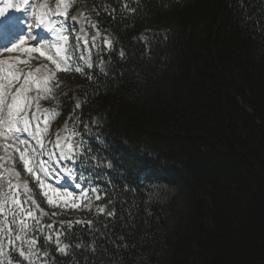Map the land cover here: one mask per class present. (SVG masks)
<instances>
[{"label": "trees", "instance_id": "obj_1", "mask_svg": "<svg viewBox=\"0 0 264 264\" xmlns=\"http://www.w3.org/2000/svg\"><path fill=\"white\" fill-rule=\"evenodd\" d=\"M74 1L113 53L103 71L94 46L91 69L75 58L46 108L68 119L69 151L89 125L74 158L100 191L82 181L85 205L52 211L13 157L50 217L36 232L19 197L9 221L0 194V244L16 248L0 264H28L17 236L39 237L32 264H264V0Z\"/></svg>", "mask_w": 264, "mask_h": 264}, {"label": "rangeland", "instance_id": "obj_2", "mask_svg": "<svg viewBox=\"0 0 264 264\" xmlns=\"http://www.w3.org/2000/svg\"><path fill=\"white\" fill-rule=\"evenodd\" d=\"M12 1L13 0H0V7H5L6 4L12 3ZM59 3L61 2H57L54 0H29V3L27 4L29 7H26L27 5L24 6L21 10L22 12H20V10H16L15 7H12L8 8L6 13L12 11L13 15H16L15 18H19L18 24L23 26L25 20L21 19V16L27 15L28 10L30 8H32V19H35V16H40V12L42 10L47 14V16L48 14L50 16L57 14L60 15L56 12V5ZM12 4H17V2ZM64 14L65 13H63V15ZM77 14L78 9L75 11L74 14L75 19L77 18ZM49 20L52 21V23H49L51 25H53V23L64 25V20L59 21L57 20V17L50 18ZM77 27L78 28L75 27V31H68L67 38H65L63 34H61L56 38L55 41H50V43L47 45H42V43L39 42L38 46L40 47L44 55H41L40 52L26 53L23 51V49H21L19 51H13L11 53L7 52L5 57H0L1 61H5V59H8L7 61H5L6 65H0V68H3V76L0 80V88L7 89L8 87H11L12 89H15L19 87L25 89V95H27L32 101L30 108H26L25 111L28 113L29 117L32 113H36L37 115V120H32L30 123L29 131L32 133V139L31 142L28 144H14L12 139L9 136H6V124H0V191H3V195L5 196V198H11L13 194L16 199L17 194H14L15 189L20 190V192L25 197L26 194L29 193V189L25 184V180L15 170L10 161L9 154L11 153H16L19 158V161H22V163L23 160H29L30 166L34 167L35 171L39 173L41 177L44 176V174L49 170L56 172L60 176H69V173L63 170L61 166L56 163L60 159L62 145L58 142L56 144L55 149L54 145L52 147H42L41 134H48L49 130L46 128V124L49 123L50 117L47 114L41 115L45 112L41 110L39 104H41L44 96L46 95L47 88L45 86V82L53 79L55 73L60 70L61 66L66 65V61L59 52L61 48L67 49V44L69 42L75 43L76 49L82 53L83 61L86 64H89L87 62L84 52H82V49H84V45L82 43H85V41L87 42V39L85 37L86 35L84 30L80 26ZM80 40H82V42H80ZM4 52L5 51H1V54H3ZM48 57H51V59H49ZM9 62H11L13 64V68L20 73L18 78L9 76L7 71V64ZM44 62L46 64H43ZM32 65L37 67L32 69ZM57 65H59V68L57 67ZM26 69H30L31 72L27 73ZM10 79L12 80L11 85L9 84ZM25 80H27L26 83ZM37 131L40 134V139L36 137ZM38 139L39 141H37ZM44 139H47V136ZM59 139L60 137L57 138V140ZM50 142L51 141L49 140L47 144H50ZM64 149L65 147L63 148V152L65 153L66 149ZM42 161L44 162L43 165ZM10 170H14L15 172ZM33 177V183L35 185H38L44 195L47 194L46 197L49 200H52V209H54L57 205L58 206L56 207V209H67L71 207L72 204H74V196H68V191H70V189L68 187H60V185L62 184H67L65 180H60L58 183L52 181L44 182L40 179H37V177L34 175ZM26 207L27 210L25 208V212L28 213V210L30 209V217L34 219V211L31 209L30 206L26 205ZM13 208L15 210V213L18 212V206H16L15 202L11 199L10 204L7 205V210L9 212V220L11 221H13V213L12 211H10V209ZM39 212L44 215H47L46 211L39 210ZM25 247L26 255L28 256L27 260H29L28 264L35 263L34 253L28 252L27 244L25 245ZM6 264H9V262ZM12 264L14 263L12 262Z\"/></svg>", "mask_w": 264, "mask_h": 264}, {"label": "snow or ice", "instance_id": "obj_3", "mask_svg": "<svg viewBox=\"0 0 264 264\" xmlns=\"http://www.w3.org/2000/svg\"><path fill=\"white\" fill-rule=\"evenodd\" d=\"M29 3V0H21L18 4H12L8 3L5 5V7H0V30H9V29H15V26L18 24L19 18H11L6 16V12L8 8L15 7L17 10H20L23 6L27 5ZM35 15V14H34ZM32 23L33 21L26 20L24 22L23 27L20 29L19 32H15L13 34V41L10 42L11 46H5L4 51L6 52H13V51H19L23 49L26 53H33V52H40L41 55H44V53L41 51L39 44V37L33 33L32 30ZM34 23L37 28L44 27L47 23H52L51 20H48L47 22L44 21L43 16H35ZM99 21H97V24ZM97 25L94 24L93 27H96ZM64 27L65 30L71 32L75 31L74 24L69 25L67 23L66 13L64 14ZM49 32L52 31V29H48ZM97 35H99V30L97 29ZM96 37H93V46L99 49V55L101 57V63L100 68L101 71L104 70V62L105 58H108L113 53V45L112 41L105 38L104 40V46L101 47L100 45L96 44ZM85 43H87L85 41ZM125 56V53L123 51L120 52V57L123 58ZM51 59V57H48ZM67 59V58H66ZM5 62L0 61V65H3ZM22 63V61H21ZM59 68V65H57ZM88 67L91 68L92 65L88 64ZM63 70H70V69H63ZM77 72H81L82 69L80 67H77L75 69ZM0 71H3V68H0ZM7 71L10 77H17L20 75V73L13 68V64L9 62L7 64ZM31 75V74H29ZM92 76H89V79H91ZM12 80H9V84L11 85ZM25 89L22 88H15L12 89L11 87H8L7 89L0 88V124H6L7 125V131L6 136H9L13 143L16 145L19 144H28L31 142L32 139V133L29 131L30 123L32 120H37L36 113H32L31 116H28V113L25 111L26 108H30V105L32 103L31 99L25 95ZM6 93V94H5ZM44 98L48 99L50 97L45 96ZM81 107L80 104L76 105V108L79 109ZM6 109V111H5ZM47 112L42 113L41 115H46ZM83 128L84 133L81 134V141L80 143L83 144L85 140L88 141V146L85 151V149H81L79 153L75 152L74 149H70L68 154H65L63 151H61L60 159L56 162L61 167L63 166L64 162H70L72 165V168L69 169V176H60L56 172H53L49 170L44 174V176H40L39 173H37L34 169V167L30 166L29 160H23L24 168L26 171H28L30 174L37 177V179H40L44 182L52 181L55 183H58L60 180H65L67 182L66 185H60L61 188L68 187L71 190L68 191V196H74V194L77 193L78 190H85L84 184L81 181L85 182H91L93 184V188L91 191H100V184L98 180V175L96 173H91V180L89 181V172L91 170H86L83 167H79L78 165L81 163V160L75 159L74 157L79 156L81 158H84L86 155L91 154V144L94 137L91 134V129L89 128V125L86 122H83ZM44 162L42 161V165ZM111 167V165H109ZM47 195V194H45ZM15 199V197H13ZM100 197L97 196V199ZM49 204L52 203V200L50 199ZM21 205L25 203L24 201H19ZM12 211L13 216V222H15L16 213L14 208L10 209ZM99 213L104 214L105 213V207H101L98 209ZM29 216H31V210H28ZM108 216H114V211H109L106 213ZM92 222H88V227L91 228ZM11 227V226H10ZM51 228V225L48 226ZM72 225L69 224V229H71ZM35 231L39 232L41 231L39 221H37L35 225ZM60 233H57V251L61 254L67 255V249L69 245L65 244L63 246H60ZM50 240V237L48 238ZM17 241H20V250H19V257L23 258L24 260L28 259V256L26 255V252L24 250L25 243H27L28 252L32 253L34 247L39 242V237L36 236L35 238L31 240H21L19 236L16 237ZM81 245L77 244L76 247H80ZM8 249L9 251L5 253L4 248L2 244H0V256L3 255H12L15 251V242L12 240L11 236L8 237ZM9 264H12V261H9Z\"/></svg>", "mask_w": 264, "mask_h": 264}, {"label": "bare ground", "instance_id": "obj_4", "mask_svg": "<svg viewBox=\"0 0 264 264\" xmlns=\"http://www.w3.org/2000/svg\"><path fill=\"white\" fill-rule=\"evenodd\" d=\"M18 30H20V28H19V27L15 28V29H14V32H16V31H18ZM2 31H3V30H2ZM35 31H36V33H39V32H42V31H44V29L37 28Z\"/></svg>", "mask_w": 264, "mask_h": 264}]
</instances>
